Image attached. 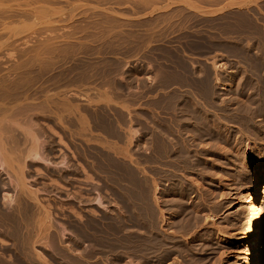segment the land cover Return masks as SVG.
Listing matches in <instances>:
<instances>
[{"label": "rangeland", "instance_id": "rangeland-1", "mask_svg": "<svg viewBox=\"0 0 264 264\" xmlns=\"http://www.w3.org/2000/svg\"><path fill=\"white\" fill-rule=\"evenodd\" d=\"M11 1L14 2L12 3ZM80 1L85 2L88 0H9L10 3L4 0L9 5L13 4L12 6L10 5V12L8 11L9 15L13 14V17L11 16V18L5 19L10 29L20 24L22 14H25V16L28 15V17L34 16V13L37 15L38 13L55 15L51 17V20L57 19L59 24L56 22L57 25L54 24L51 26L45 24V20H41L40 25L17 36L13 35L12 32H7L3 28L0 29L2 31L0 33V42H3L0 46L1 78H3V75L10 68L17 73L21 72L20 70L23 65L22 67L20 65L24 61L25 64L29 60L33 63L35 60L38 62L43 61L41 62L43 65H46L50 60L52 62L55 61L56 64L59 62V66L54 65V69L57 67L56 70H53L51 67V69L47 68V70L50 69L49 71L43 70L42 72L44 74L42 72H36L37 78H34L35 76L33 74H36L35 72L31 74L32 84H30V88L36 94H34L35 96L33 95L34 92L30 94L33 96V99L41 94L36 100L34 99L35 102L38 103L40 101L39 104H41V100L46 101L42 93H45L44 96L49 93V97H52L51 99L53 101L54 98L57 102L62 99L59 103V105H62L58 106L60 109L58 107L57 110L52 108V111L48 109L50 111L46 110L44 113L43 111L39 112L37 109H32L34 111L32 113L33 120L37 124L34 127L38 130L35 129V131L38 132L39 140L41 139L40 142L43 143L42 147L45 150L43 149L42 154L46 161L30 162L28 165L29 168L27 166L26 169L28 171L25 170L24 181L29 189L36 191L39 204H36L37 206L35 208L41 206L38 208V211L41 212H37L35 208L33 209L31 207L35 204L34 201L31 200L32 203H30V199L25 198L26 196L21 198L19 195L18 199H20H16V204L18 202L21 203L17 204L19 206L16 205V211H18V214L26 212L23 216L20 214L23 218L17 214L20 216L19 223V220H13L12 217H9L11 214L9 206L6 207V204H3L4 207L3 209L1 208L3 201L1 202L0 200V208L2 209L0 210V217L2 218H0V252L2 253H0V260H2L0 263L141 264V235L139 233V230L141 232V220L139 219L141 210L139 203H141L140 197L143 189H155L153 191L148 190L152 194H150V199L153 201L156 198L153 202L157 203L154 204L155 209L158 207L156 209V223L159 229L162 228L164 230L163 232L161 229L163 233H168L171 230L167 223L170 220L166 221L169 216L167 214L168 212L164 213L163 207L160 208L161 210L159 209L161 203L158 204L157 198L159 196L157 194H160L159 191L165 188L164 184L161 185L157 181L159 178L158 174L162 170H167V167L173 173H179L178 175L183 176L184 179L188 175L190 178L186 180L188 184H191L190 187L192 189L194 184L199 183L197 185L198 187L196 186L197 188L191 189L192 192L190 191L188 193L189 196L188 194L186 195L187 203L193 209H196L198 206L197 208L201 209L202 214L206 210L208 213L211 211L217 217L214 223L208 220L207 223L210 225L206 223L209 226L207 227L205 225L200 230L201 232H199L202 233L211 227L215 231L219 229L222 236L217 242V245L219 244L221 248L218 245L220 249H212L213 252L210 250L205 263H211L214 258L212 264H248L245 259L251 248L247 244V241L261 220V215L257 213L255 208H258L261 203L264 205V193L262 191L264 189V180L261 177L262 173L260 170L264 169V137H262L264 136V129L262 128L264 127V120L261 118L264 113L261 112L258 114L257 112L259 111H255L256 115L253 110L264 109V107H261L264 106V103H262L264 102V98H262L264 96V0H215L220 5L207 8L199 6L197 3H194L193 7L191 6L192 1L200 2L201 0H178L177 2L176 0H102L103 2H95L101 4V6L85 8L81 12L78 11L80 9L79 6H84V4L80 3ZM227 1H230L232 4L221 8ZM17 3H20L21 6L18 7L20 4L17 5ZM104 3L110 5L128 4V6L123 9L115 6L105 7ZM144 3L148 6L145 8V11L142 8ZM186 3L190 6H187ZM190 9H200L202 12L192 11ZM85 10H94L95 12L92 13L93 15L90 13L85 16H78V14L84 13ZM71 12L73 16L72 14L70 15ZM103 14L107 16H100ZM124 14H128V16H117ZM143 14L149 16H143ZM69 15L73 19L71 17L69 18L71 20L68 21ZM108 15L110 16L108 17ZM14 16L21 18L19 19ZM8 21L12 23H7ZM0 23L2 22L0 21ZM1 27H3V24L2 26L0 24ZM69 33L72 34L70 35ZM47 36L57 37L55 38L58 40V45L55 44L54 47L56 45L59 47L57 48L56 46L54 49L56 51L58 49L59 51L49 54L48 49L46 50V47H43L44 44L42 45L41 41H45V37ZM39 40L41 43H37ZM60 44H62L61 47ZM40 46L44 48L43 50H46L42 52L43 55H40L41 49L37 50ZM63 47L64 49L66 48V52L64 53L61 52L64 51ZM37 51L38 56L33 55ZM8 52L12 53L11 56ZM32 55L36 57L34 58ZM49 57L52 58L50 59ZM45 58H48V60H45ZM44 60L48 62H44ZM19 62L22 63L18 66L17 63ZM30 62L27 64H30ZM69 63L70 65L77 63L79 66H76L77 64L73 65V73L69 74L74 76L71 77L68 76L69 74H66V77H68L66 78L61 70L72 67L69 66ZM76 67H79V70ZM80 69H82V73ZM57 70L63 74L60 72V75H58L59 72ZM50 71L55 76V73H58V76H53ZM79 71L80 73H77ZM84 72L87 75L83 74ZM26 75L28 79L29 75ZM82 75L83 77H81ZM69 77L73 79L74 77L75 79L80 77L81 79H77L80 82L76 81L72 83L75 79L71 81ZM63 78L69 80V83L64 81L65 79ZM104 78L107 79L105 80ZM53 81L55 82L51 83ZM39 91H42V93ZM49 91L53 92V94L60 91V95L57 93L58 97L53 98L52 93L50 94ZM61 94H65V96ZM31 96L29 97L31 98ZM65 97L67 100L72 97L68 103H65L68 106L65 108L69 109H65L64 107V109H61L62 106H65L61 102H67V100H64L66 99ZM107 100L110 101L108 102ZM69 102L70 104L73 103L72 105L75 107H69ZM186 109L200 112L196 120L195 118L191 119V135L193 139L191 135L187 137V140L191 144L197 139V142H194L195 146L192 145L191 149L193 150L195 148L194 150L197 151L194 163L195 167L193 166L192 168L195 170L198 169V171L192 168L191 170L180 167L181 163L179 160L182 159L180 157L178 158L177 154L172 159V162L175 163L173 166L175 168H183L184 170H179V168L175 169L174 167L173 170L168 166L160 164L159 160L161 158H158V148L156 140L154 139L159 125L167 126L168 124H173L176 113ZM244 109L245 112L243 111ZM231 110L235 111L233 112ZM236 111L237 113H235ZM248 111H250L249 122H247L249 119L245 115L249 114ZM205 112L207 114L210 112L209 115H213V118H215L214 115L216 113L222 115V117L216 115L217 118L219 117L218 120L221 118L224 119L219 120L221 130L223 128L220 133L222 138H218L212 134L210 126L212 127L213 124L207 119ZM226 112H229V114ZM61 113L62 115H59ZM58 115L61 118H58ZM82 117L89 121L88 125L82 122L84 120ZM256 119H259L258 123ZM251 120H253V123ZM203 123H207L205 124L206 126ZM250 124H254L253 127ZM245 126L247 127V131L244 129ZM113 129L115 133L112 132ZM127 129L132 130V133H129ZM199 130L200 132L198 133ZM225 131L227 136L222 134ZM195 132L198 133L197 136ZM242 132H246V134ZM249 134L251 135L249 136ZM199 135H204V137ZM257 135L260 139L257 138ZM198 141L200 144L203 142L201 146ZM236 142L237 145L239 144L237 149L235 148ZM208 143L209 145L207 147L206 144ZM196 144L199 145L196 146ZM211 149L214 151H211ZM223 149L224 151L222 153L221 150ZM229 150L232 151L229 152ZM224 152L226 153L224 154ZM238 154H242V156L244 154V156L242 157ZM216 155H218L217 157L220 156L219 159L221 160L219 162L216 159ZM242 158L250 159L248 166L244 164ZM234 160L235 165L237 163V169L234 165ZM219 163H221V166H219ZM226 165L229 166L227 167ZM206 166L207 168H205ZM230 166H234L235 168H230ZM210 169L212 170L211 172ZM174 171H177V173ZM232 171H234L235 175H232ZM209 172L211 176L210 174H204ZM194 174L197 176L196 178ZM142 176H146L149 180H152L149 181ZM0 179L3 181L1 183L4 184V187L0 190V196L3 193L5 197H8L6 194H10L9 197L16 195L17 198L18 192H20L19 189H14L10 178L1 170ZM189 180L194 184L190 183ZM148 183L149 186L146 188L144 185ZM150 184L154 187H151ZM140 185L141 188L139 187ZM255 189L258 190V195L251 203L237 197L236 193L238 190H241L244 192L245 197L249 199L254 196L253 192ZM205 190L208 194H203ZM215 191L217 192L215 193ZM201 192L203 193L200 194ZM247 193L249 197L246 196ZM153 195L157 197L153 199ZM3 196L2 198H5ZM97 200L100 201V204ZM202 200L206 201L202 202ZM200 202L203 204L201 205ZM195 203H198L200 206ZM23 206L24 208H22ZM209 206H213V208ZM5 207L6 209L9 208L10 214L4 213L6 212ZM18 207L22 208L21 211ZM30 207L31 209H29ZM25 208L28 210L26 211ZM210 208L214 210L212 211ZM32 210L34 212L33 215ZM44 210L45 213L49 212L48 215L50 216L48 217L50 218H45L42 230L40 228V232L39 230L37 232L40 235L38 237L36 234L38 225H36L33 216H42L43 218ZM40 213L41 215H39ZM29 214L31 216L27 219ZM3 216H6L5 218L7 219L10 218V221L5 220ZM29 219L34 220L31 221L34 223H30ZM201 219L204 221L205 217L202 216ZM161 220L162 223L160 222ZM15 221L19 224L17 225ZM24 221L27 225H25ZM3 223L4 225H2ZM14 224H16L15 227ZM29 224L32 225L29 226ZM26 229L31 232V234L29 232L30 236H27L29 234H26L28 233ZM23 230H25V233H23ZM32 230L35 232H32ZM41 232L44 234H41ZM32 233L36 234L38 238H35L37 240L35 238L33 239L34 236ZM135 234L138 236H135ZM20 235H23V239ZM31 237L33 241L36 240L35 244H32ZM13 238L15 240L17 239V241ZM25 238L31 239V242ZM21 241H23L22 243L24 245ZM24 241L27 243H24ZM11 242L15 245H12ZM139 246L140 248H138ZM22 251L25 255L21 253ZM37 252L40 253L45 261L37 256ZM261 252L262 255L259 262L255 264H264V242L261 244ZM219 254L221 255L219 256ZM27 255L29 257L28 259ZM10 261L12 262L10 263Z\"/></svg>", "mask_w": 264, "mask_h": 264}, {"label": "bare ground", "instance_id": "bare-ground-1", "mask_svg": "<svg viewBox=\"0 0 264 264\" xmlns=\"http://www.w3.org/2000/svg\"><path fill=\"white\" fill-rule=\"evenodd\" d=\"M178 0H176V2H177ZM5 2H9V0H5ZM4 2V0H0V21L2 22V23H0L1 24V26H2V24H3V27H1L0 29H4V30H7V32L9 31L10 33L12 32V34L13 35H20V34H23L25 31H27V30H31L32 28H35V27H37V25H40L41 24V20H45L46 22H45V24H49V25H51V26H53L54 24H56L57 25V19H53V20H51V17H54L55 15H51V14H49V15H47L46 13V15H43V14H41V13H38V15L37 14H35L34 13V16H32V17H28V15H26L25 16V14H22V19H20L19 17H17V16H14V17H17V18H19L20 19V24L19 25H17L16 27L14 26V27H12L11 29H10V27H9V25L8 24H6V22H5V19H8V18H11V16L13 17V14L12 15H9V13H8V11L9 10H11V9H9V8H11V6L13 5H9V4H7V3H5ZM12 2V1H11ZM14 2V1H13ZM12 2V3H13ZM17 2V1H16ZM29 2V1H28ZM174 2V1H173ZM183 2V1H182ZM228 2V1H227ZM10 3V2H9ZM23 3V2H22ZM31 3V2H30ZM189 3V2H188ZM188 3H186V5L188 6L189 4ZM193 3V2H192ZM229 3V2H228ZM231 3V2H230ZM18 4H20V3H17V5ZM28 4V3H27ZM226 4V3H225ZM232 4V3H231ZM230 4V5H231ZM16 5V4H15ZM26 5V4H25ZM42 5V4H41ZM229 5V6H230ZM19 6H21V4L20 5H18V7ZM29 6V5H28ZM190 6V5H189ZM191 6H193V4H191ZM226 6H227V4H226ZM44 7V6H43ZM17 8V7H16ZM168 8V7H167ZM191 8V7H190ZM51 9V8H50ZM41 10V9H40ZM33 11V10H32ZM38 11H39V9H38ZM42 11H44V9H42ZM10 12V11H9ZM12 12V11H11ZM29 12V11H28ZM41 12V11H40ZM24 13V12H23ZM27 13V12H26ZM11 14V13H10ZM20 14H21V12H20ZM29 14H31V13H29ZM57 14V13H56ZM72 14V16H73V13L71 12L70 13V15ZM24 15V16H23ZM70 15H69V17H68V21L69 20H71V19H69V18H71L70 17ZM19 16H21V15H19ZM81 16V15H80ZM62 17H64V16H62ZM72 19H73V17H72ZM12 21V20H11ZM10 21V22H11ZM15 21V20H14ZM13 21V22H14ZM9 21L7 22V23H10ZM57 22V23H56ZM84 22V21H83ZM12 23V22H11ZM59 24V23H58ZM73 28V27H72ZM52 29H53V27H52ZM57 29V28H56ZM60 29V28H59ZM1 31V30H0ZM46 31V30H45ZM73 31V30H72ZM6 32V31H5ZM115 32V31H114ZM0 33H2V31L0 32ZM51 33V32H50ZM56 33V32H55ZM4 34V33H3ZM70 35L72 34V33H69ZM68 34V35H69ZM75 34V33H74ZM101 34V33H100ZM7 35V34H6ZM8 35H11V34H8ZM47 35V34H46ZM64 35V34H63ZM66 35V34H65ZM12 36V35H11ZM30 36V35H29ZM48 37V36H47ZM45 37L46 39H45V41H41L42 42V45H43V47L49 52V54H51L52 52H57V51H59L58 49H57V51L54 49V48H56V46L58 45V40L56 39L57 37L56 36H54V37ZM56 37V38H55ZM60 37V36H59ZM66 37V36H65ZM70 37V36H69ZM1 38V37H0ZM6 38V37H5ZM31 38V37H30ZM8 39H9V36H8ZM64 39V38H63ZM43 40V39H42ZM61 40V39H60ZM59 40V41H60ZM71 40V39H70ZM2 41V40H1ZM4 42H5V40H4ZM40 42V40H39V42L37 41V43H41ZM75 42V41H74ZM60 43V42H59ZM3 44V42H0V46ZM55 44H57L55 47H54V45ZM39 45V44H38ZM61 45L62 44H60V47H61ZM73 45V44H72ZM37 46V45H36ZM41 47V46H40ZM39 47V49H37V50H40V55H43V51H46V50H43L44 48H40ZM59 46H57V48H58ZM67 47V46H66ZM1 48V47H0ZM37 48V47H36ZM71 48V47H70ZM9 49V48H8ZM60 49V48H59ZM63 49H64V47H63ZM66 49V48H65ZM65 49H64V51H61V52H66L65 51ZM32 50V49H31ZM54 50V51H53ZM68 50V49H67ZM70 50V49H69ZM27 51V50H26ZM32 51H35V50H32ZM31 51V52H32ZM72 51V50H71ZM47 52V53H48ZM8 53H10V52H8ZM47 53H45V54H47ZM59 53V52H58ZM70 53V52H69ZM75 53V52H74ZM11 54L12 53H10V56H11ZM15 54V53H14ZM22 54V53H21ZM33 54V53H32ZM38 54V51H37V53L35 52L33 55H36V56H38L37 55ZM60 54V53H59ZM59 54H57L58 56H59ZM72 54V53H71ZM9 55V54H8ZM30 55H31V53H30ZM32 55V56H33ZM40 55H39V58H40ZM48 55V54H47ZM35 56V57H36ZM50 56V55H49ZM34 57V56H33ZM34 57V58H35ZM41 57H43V56H41ZM45 57H47V56H45ZM62 57V56H61ZM32 58V57H31ZM38 57H37V59H39ZM50 58V57H49ZM52 58V57H51ZM50 58V59H51ZM58 58V57H57ZM42 59V58H41ZM44 59V58H43ZM49 59V60H50ZM23 60V59H22ZM28 60V59H27ZM26 60V61H27ZM35 60V59H34ZM45 60H48V58L46 59L45 58ZM44 60V62H48V61H45ZM59 60V59H58ZM24 61V60H23ZM31 60H29L28 62H26V64H25V61H24V63H22V62H19V63H17L18 64V66H19V64H21L20 66L22 67V65H23V67L21 68V72H16L15 70H11V68L6 72V74H4L3 75V78H1V76H0V170L1 171H4V173H6L7 174V176H8V178H10V180H11V183L13 184V187H14V189H19V191L20 192H18L17 193V191H16V193L18 194L17 195V198H16V195L14 196V197H12L13 195H11V197H9V195L8 194H6L8 197H5V196H3V193H1L2 195L0 196L1 197V202H2V205L3 204H6L5 206L7 207V206H9V208H10V213H9V208H7L8 209V212H7V209H6V207L4 208L5 210H6V212H4V213H9L10 214V216L9 217H12V219L13 220H19V217L21 216L20 214H22V216L26 213H20V214H18V211H16L17 209V207H16V205L17 204H20L19 202L16 204V199H18V196L20 195V197L22 198V197H25V198H28V199H30V203H32V201H34V203L35 204H33L34 205V207H33V205L31 206L33 209L35 208V206H37L36 204H39V202H38V200H37V197H36V191H33V190H31V189H29L27 186H26V184H25V178H24V174H25V170L27 169V166L29 165V163L30 162H34V161H46L44 158H43V154H42V151H43V147H42V145H43V143L42 142H40V140H39V135H38V130L34 127L35 125H37V124H35L34 123V120H33V110L32 109H37V110H39V112H42L43 111V113L46 111V110H48V109H50L51 111H52V108H55L56 110L59 108L58 106H61L62 104H60L59 105V103H60V101H62V99L59 101V99H60V97H59V99H58V101L59 102H57V101H55V98L54 97H56L57 96V93H59L60 91H57V93H56V95L54 96V94H53V92H50V94L52 93V96H53V98H54V101H53V99H51L52 97H49L50 95H49V93L47 94V95H45L44 96V94L45 93H42V91L40 92V93H42V95H43V97H45L46 99V101L44 102V100L42 101L41 100V104H39L40 103V101L37 103V102H35L34 101V99L36 100L39 96H41V94L38 96V97H35L34 99L32 98L33 96H31V94L30 93H33L34 91L33 90H31V88H30V84H32V77H31V74L32 73H39V72H42L43 70L45 71V70H47V68H50L51 69V67L53 68V70H56V68L54 69V65H58L59 64V62H58V64H56L55 63V61L54 62H52L51 60V62L49 61L46 65H43V63H41V62H43V61H41V60H39V61H41V62H38L37 60H35V61H37V62H35L34 61V63L33 62H30ZM33 61V60H32ZM60 61V60H59ZM30 62V64H27V63H29ZM57 62V61H56ZM61 62V61H60ZM70 62V61H69ZM62 63H63V61H62ZM45 64V63H44ZM77 64V63H76ZM76 64H72V65H70V63H69V66H72V67H68V68H63L61 71L64 73V77H66V74H69V73H73V70H74V66L73 65H76ZM25 65V66H24ZM60 65V64H59ZM58 65V66H59ZM62 66H63V64H61ZM49 66V67H48ZM65 66V65H64ZM67 66V65H66ZM76 66H79L78 64L76 65ZM215 66V65H214ZM16 68V67H15ZM14 68V69H15ZM78 68V70H79V67H76V69ZM81 68V67H80ZM49 69V70H50ZM85 69H87V68H85ZM49 70H47V71H49ZM52 70V71H53ZM58 70H60V69H58ZM57 70V71H58ZM77 70V71H78ZM60 71V72H61ZM80 71H81V73H82V69H80ZM80 71L79 72H77V73H80ZM85 71V70H84ZM51 72V71H50ZM49 72V73H50ZM54 72V71H53ZM59 72V71H58ZM60 72H59V74L58 73H55L56 74V76H58V75H60ZM61 72V73H62ZM86 72V71H85ZM85 72L83 73V74H85ZM92 72V71H91ZM37 73L36 74H33L34 76V78H37L36 77V75H37ZM43 73V72H42ZM47 73V72H46ZM45 73V74H46ZM52 73V72H51ZM62 73V74H63ZM74 73H75V71H74ZM22 74H24V75H22ZM26 74H28L29 75V77H28V79L26 78ZM44 74V73H43ZM53 74V73H52ZM58 74V75H57ZM40 75H41V73H40ZM48 75V74H47ZM50 75V74H49ZM48 75V76H49ZM79 75V74H78ZM81 75V74H80ZM85 75H87V74H85ZM5 76V77H4ZM43 76V75H42ZM51 76V75H50ZM53 76H55L54 74H53ZM55 76V77H56ZM68 76H71V77H73L72 75H68ZM107 76V75H106ZM40 77V76H39ZM55 77H53V78H55ZM59 77H61V76H59ZM59 77H57V78H59ZM62 77H63V75H62ZM75 77H77V76H75ZM75 77H74V79H75ZM81 77H83V75L81 76ZM88 77V76H87ZM29 78H31V79H29ZM66 78H68V77H66ZM66 78H63V79H65L64 81H66V82H68L69 80H71L72 81V79L73 78H70L69 80H67ZM78 78H80V77H78ZM77 78V79H78ZM85 78H86V76H85ZM92 78V77H91ZM109 78V77H108ZM45 79V78H44ZM51 80H52V78H50ZM49 79V80H50ZM56 79V78H55ZM62 79V78H61ZM61 79H60V82H61ZM73 79V80H74ZM77 79H75L72 83H74V82H76L77 81ZM81 79V78H80ZM105 79V78H104ZM107 79V78H106ZM105 79V80H106ZM34 80V79H33ZM36 81V80H35ZM57 81V80H56ZM59 81V80H58ZM64 81H62V82H64ZM79 81V80H78ZM77 81V82H78ZM31 82V83H30ZM55 81H53V82H51V83H54ZM80 82V81H79ZM34 83V82H33ZM69 83V82H68ZM67 83V84H68ZM72 83H71V85H72ZM47 84V83H46ZM100 84V83H99ZM103 84V83H102ZM70 85V84H69ZM76 85V84H75ZM101 85V84H100ZM50 86V85H49ZM103 86V85H102ZM263 86V85H262ZM42 87V86H41ZM52 87V86H51ZM71 87V86H70ZM104 87V86H103ZM47 88V87H46ZM45 88V89H46ZM40 89V88H39ZM44 89V88H43ZM50 89H52V88H50ZM54 89V88H53ZM32 92H31V91ZM36 91V90H35ZM45 91V90H44ZM64 91V90H63ZM46 92V91H45ZM48 92V91H47ZM97 92V91H96ZM104 92H105V89H104ZM106 92H107V90H106ZM212 92H214V91H212ZM212 92H211V94H212ZM61 93H63V92H61ZM111 93V92H110ZM34 94H36V92H34L33 93V95ZM100 94V93H99ZM104 94V93H103ZM206 94V93H205ZM210 94V93H209ZM59 95H60V93H59ZM62 95V94H61ZM105 95V94H104ZM103 95V96H104ZM29 96H31V98L29 97ZM35 96V95H34ZM62 96H65V94H63ZM211 96V95H210ZM209 96V97H210ZM58 97V96H57ZM106 97V96H105ZM109 97V96H108ZM208 97V98H209ZM30 98V99H29ZM66 98V97H65ZM72 98V97H71ZM70 98V99H71ZM98 98V97H97ZM107 98V97H106ZM111 98V97H110ZM262 98H264V96L262 97ZM70 99H68L67 100V98L66 99H64L65 101L67 100V102H61V103H63V105H65V103H68V101L70 100ZM211 99H212V96H211ZM40 100V99H39ZM63 100V101H64ZM264 100V99H263ZM92 101V100H91ZM100 101V100H99ZM108 102L110 101V100H107ZM213 101H214V99H213ZM261 101V100H260ZM97 102V101H96ZM95 102V103H96ZM210 102V101H209ZM212 102V101H211ZM43 103V104H42ZM259 103V102H258ZM261 103V102H260ZM262 103H264V102H262ZM73 104V103H72ZM72 104H70V102H69V107L70 106H72V107H75V106H73ZM94 104V103H93ZM211 104V103H210ZM260 105V104H259ZM255 106H257V105H255ZM58 107V108H57ZM65 108V107H68L67 105H65V106H62L61 107V109L62 108ZM71 107V108H72ZM208 107H213V106H208ZM260 107V106H259ZM262 108L264 107V106H261ZM45 108H47V109H45ZM63 108V109H64ZM78 108V107H77ZM8 109V110H7ZM41 109V110H40ZM44 109V110H43ZM60 109V108H59ZM65 109H69V108H65ZM72 109H74V108H72ZM76 109V108H75ZM212 109V108H211ZM32 110V111H31ZM37 110H36V112H37ZM50 110H48V111H50ZM202 110V109H201ZM214 110V109H213ZM216 110V109H215ZM254 110V113H255V111H259V112H257L258 114L259 113H261V112H263L264 113V109H253ZM253 110H252V112H253ZM58 111H61V110H58ZM206 111V110H205ZM208 111V110H207ZM231 111H233V110H231ZM230 111V112H231ZM235 111V110H234ZM233 111V112H234ZM239 111H241V110H239ZM238 111V112H239ZM244 112H245V109L243 110ZM251 111V110H250ZM250 111H248V113L249 114H245L246 115V118H250L249 116H250ZM35 112V113H36ZM177 112V111H176ZM175 112V113H176ZM242 112V111H241ZM241 112H239V113H241ZM198 113H200V112H195V111H193V110H190V109H186V110H181V111H179L178 113H176V115H175V120L173 119V124L171 123V125H167V126H161V125H159L158 127H157V130H156V135H155V140H156V144H157V148H158V158L160 159L159 161H160V164H162L163 166L165 165V166H168V167H170L171 169H173V165H175V163H173L172 162V159H173V157L174 156H176V154H177V157L179 158H181L182 160H179V162L181 163V165H180V167H183V168H188V169H191L193 166H194V163H195V156L197 155V151H195L194 149L195 148H193V150L195 151H193L192 149H191V147H192V145H194L195 146V143L197 142L196 140H194V142H192V144L191 143H189V141L187 140V137L188 136H190L191 135V133H192V128H191V119H193V118H195V120H196V117L197 116H199V114ZM227 113V112H226ZM235 113H237V111L235 112ZM235 113H233V114H235ZM262 113V114H263ZM65 114V113H64ZM205 114H206V116H207V119L208 120H210V122L213 124L212 125V127L210 126V130H211V132H212V134H214L216 137H218V138H222L221 137V132H222V130H223V128H222V130H221V128H220V125H219V120H221V119H219L218 120V118L216 117V115H219V114H215L214 115V117L215 118H213V115H209L210 114V112H209V114H207V112H205ZM227 114H229V112L227 113ZM226 114V115H227ZM232 114V115H233ZM252 114V113H251ZM256 114V113H255ZM59 115H62V113L61 114H59ZM58 115V118L60 117ZM109 115V114H108ZM225 115V116H226ZM241 115V114H240ZM253 115V114H252ZM251 115V116H252ZM257 115V114H256ZM219 116H221L222 117V115H219ZM174 117V116H173ZM241 117H243V116H241ZM256 117V116H255ZM54 119H55V117H53ZM61 118V117H60ZM83 118V117H82ZM82 118H80V119H82ZM105 118V117H104ZM200 118V117H199ZM198 118V119H199ZM236 118V117H235ZM260 118V117H259ZM262 120H264V114L262 115ZM48 119V118H47ZM77 119V118H76ZM84 119V120H83ZM81 121L84 123V124H86V125H88V122L89 121H87L85 118H83ZM117 119V118H116ZM206 119V120H207ZM241 119V118H240ZM222 120H224V119H222ZM239 120V119H238ZM257 121V123H258V120L259 119H256ZM262 120H260V121H262ZM56 121V120H55ZM67 121V120H66ZM80 121V122H81ZM109 121H110V119H109ZM193 121V120H192ZM226 121H227V119H226ZM247 121V120H246ZM250 121V119L247 121V122H249ZM253 120H251V122H252ZM259 121V122H260ZM79 122V121H78ZM97 122V121H96ZM113 122V121H112ZM196 122V121H195ZM202 122H203V120H202ZM244 122V121H243ZM255 122V121H254ZM255 122V123H256ZM63 123V122H62ZM69 123V122H68ZM71 123V122H70ZM111 123V122H110ZM161 123H162V121H161ZM166 123H169V122H166ZM208 124H209V122H207ZM207 123H205V124H207ZM242 123V122H241ZM253 123V122H252ZM254 123V124H255ZM82 124V123H81ZM112 124V123H111ZM117 124V123H116ZM116 124H114V125H116ZM159 124V123H158ZM165 124V123H164ZM163 124V125H164ZM194 124V123H193ZM197 124V123H196ZM204 124V123H203ZM204 124V126H206ZM245 124V123H244ZM247 124V123H246ZM254 124H250L252 127H253V125ZM260 124V123H259ZM262 124V123H261ZM68 125V124H67ZM85 125V126H86ZM166 125V124H165ZM226 125V124H225ZM241 125H243V124H241ZM249 125V126H250ZM264 125V124H263ZM81 126H83V125H81ZM107 126V125H106ZM112 126V125H111ZM111 126H110V128H111ZM118 126V125H117ZM194 126V125H193ZM192 126V127H193ZM197 126V125H196ZM202 126V125H201ZM247 126H248V124H247ZM261 126V125H260ZM87 127V126H86ZM155 127V128H156ZM195 127V126H194ZM246 127V126H245ZM244 127V129L247 131V127L245 128ZM256 127V126H255ZM38 128V127H37ZM82 128V127H81ZM89 128V127H88ZM108 128V127H107ZM112 128H113V126H112ZM114 128H115V126H114ZM128 128H130V127H128ZM155 128H154V131H155ZM226 128V127H225ZM228 128V127H227ZM241 128V127H240ZM239 128V129H240ZM249 128V127H248ZM257 128V127H256ZM263 129H264V127H262ZM35 129L37 130V131H35ZM39 129V128H38ZM51 129V128H50ZM54 129V128H53ZM87 129V128H86ZM199 129V128H198ZM85 130V129H84ZM88 130H90V129H88ZM109 130H111V129H109ZM108 130V131H109ZM114 130V129H113ZM112 130V132H114L115 133V130L113 131ZM128 130V129H127ZM209 130V131H210ZM225 130V129H224ZM258 130V129H257ZM256 130V131H257ZM54 131V130H53ZM120 131V130H119ZM132 131V130H131ZM130 131V129L128 130V132L129 133H132ZM197 131V130H196ZM205 131V130H204ZM208 131V130H207ZM243 131V130H242ZM249 131V130H248ZM252 131V130H251ZM255 131V132H256ZM79 132V131H78ZM111 132V131H110ZM200 132V130L198 131V133ZM203 132V131H202ZM201 132V133H202ZM229 132V131H228ZM233 132V131H232ZM231 132V133H232ZM254 132V133H255ZM260 132V131H259ZM88 133V132H87ZM119 133V132H118ZM128 133V134H129ZM133 133H134V131H133ZM195 133H197V132H195ZM198 133L197 134H195L196 136L198 135ZM209 133V132H208ZM243 133V132H242ZM245 134H246V132H244ZM243 133V134H244ZM251 133V132H250ZM253 133V134H254ZM127 134V135H128ZM222 134H225V136H227V133H226V131H225V133L223 132ZM248 134V133H247ZM132 135V134H131ZM207 135V134H206ZM208 135H210V134H208ZM232 135V134H231ZM251 134H249V136H250ZM256 135V134H255ZM106 136V135H105ZM123 136H125V135H123ZM130 136V135H129ZM199 136H202V135H199ZM211 136V135H210ZM236 136V135H235ZM253 136V135H252ZM252 136H251V138H252ZM258 136V135H257ZM256 136V137H257ZM130 137H132V136H130ZM129 137V138H130ZM202 137H204V135L202 136ZM213 137V136H212ZM215 137V138H216ZM224 137V136H223ZM229 137V136H228ZM241 137V136H240ZM262 137H264V136H262ZM103 138V137H102ZM105 138V137H104ZM126 138V137H125ZM191 138H192V135H191ZM211 138V137H210ZM214 138V137H213ZM254 139H255V137H253ZM257 138H259L260 139V137L258 136ZM256 138V139H257ZM121 139V138H120ZM193 139V138H192ZM202 139H204V138H202ZM202 139H200V140H202ZM232 139V138H231ZM106 140V139H105ZM118 140V139H117ZM127 140H129V139H127ZM126 140V141H127ZM191 140V139H190ZM198 140H199V138H198ZM215 140H217V139H215ZM224 140V139H223ZM261 140H262V138H261ZM130 141V140H129ZM193 141V140H192ZM226 141V140H225ZM257 141H258V139H257ZM45 142V141H44ZM105 142V141H104ZM116 142V141H115ZM122 142V141H121ZM212 142V141H211ZM210 142V143H211ZM217 142V141H216ZM221 142V141H220ZM231 142V141H230ZM229 142V143H230ZM238 142H240L241 143V141L240 140H238ZM243 142V141H242ZM256 142V141H255ZM96 143V142H95ZM102 143V142H101ZM120 143V142H119ZM126 143V142H125ZM155 143V142H154ZM198 143H199V141H198ZM203 143V142H202ZM202 143L200 144V146L202 145ZM217 143H219V142H217ZM216 143V144H217ZM228 143V144H229ZM261 143H263L262 141H261ZM127 144H129V143H127ZM199 144H196V146H198ZM212 144H213V142H212ZM224 144V143H223ZM227 144V143H226ZM234 144V143H233ZM125 145V144H124ZM207 145V147H208V145H209V143L208 144H206ZM218 145V144H217ZM251 145V144H250ZM260 145V144H259ZM127 146V145H126ZM199 146V147H200ZM205 146V145H204ZM247 146V145H246ZM45 147V146H44ZM125 147V146H124ZM239 147V144L237 145V142H236V149ZM264 147V146H263ZM205 148V147H204ZM224 148V147H223ZM231 148V147H230ZM248 148V147H247ZM198 149V148H197ZM243 149V148H242ZM45 150V149H44ZM124 150V149H123ZM199 150V149H198ZM213 149H211V151H212ZM218 150V149H217ZM225 150H227V149H225ZM233 151H234V149H232ZM232 150H229V152L230 151H232ZM264 150V149H263ZM262 150V151H263ZM210 151V152H211ZM214 151V150H213ZM220 151V150H219ZM222 151V153H223V151H224V149L223 150H221ZM228 151V150H227ZM226 151V152H227ZM237 151V150H236ZM45 152V151H44ZM43 152V153H44ZM226 152H224V154L226 153ZM206 153V152H205ZM238 153H240V152H238ZM243 153V152H242ZM200 154V153H199ZM202 154V153H201ZM210 154V153H209ZM215 154V153H214ZM230 154H232V153H230ZM114 155V154H113ZM219 155V154H218ZM218 155H216V159H218V162H219V160H221V159H219V157H217ZM227 155V154H226ZM236 155V154H235ZM238 155H241L242 156V154H238ZM202 156V155H201ZM215 156V155H214ZM229 156V155H228ZM227 156V157H228ZM232 156V155H231ZM241 156H239V157H241ZM243 156H244V154H243ZM242 156V157H243ZM199 157H200V155H199ZM230 157V156H229ZM204 158V157H203ZM206 158V157H205ZM211 158V157H210ZM201 159V158H200ZM199 159V160H200ZM213 159V158H212ZM229 159V158H228ZM227 159V160H228ZM232 159V158H231ZM158 160V159H157ZM166 160V161H165ZM198 160V159H197ZM204 160V159H203ZM242 160H244L243 162H244V164H246L247 166L249 165V161H250V159L249 158H242ZM217 161V160H216ZM233 161V160H232ZM253 161V160H252ZM205 162V161H204ZM215 162V161H214ZM223 162V161H222ZM228 162V161H227ZM240 162H241V160H240ZM242 162V163H243ZM203 163V162H202ZM201 163V164H202ZM207 163V162H206ZM211 163V162H210ZM224 163H226V162H224ZM32 164V163H31ZM159 164V163H158ZM159 164V165H160ZM199 164V163H198ZM221 163H219V166H221L220 165ZM232 164V163H231ZM161 165V166H162ZM196 165V164H195ZM213 165V164H212ZM211 165V166H212ZM229 165H230V163H229ZM228 165V166H229ZM234 165H235V160H234ZM236 165H237V163H236ZM236 165H235V167H236ZM178 166V165H177ZM208 166V165H207ZM207 166L205 167V168H207ZM216 166V165H215ZM227 166V165H226ZM227 166V167H228ZM157 167H158V165H157ZM160 167V166H159ZM195 167V166H194ZM197 167H198V165H197ZM200 167V166H199ZM204 167V166H203ZM209 167V166H208ZM225 167V166H224ZM234 167V166H233ZM233 167H231L230 166V168H233ZM234 167V168H235ZM244 167V166H243ZM28 168H29V166H28ZM161 168V167H160ZM175 168V167H174ZM177 168H179V167H176L175 169H177ZM182 168V169H183ZM201 168V167H200ZM219 168V167H218ZM239 168V167H238ZM245 168V167H244ZM38 169V168H37ZM163 169H165V168H163ZM166 169L167 170H162L160 173L159 172H157V173H159L158 175H159V178L157 179V181H159V183H161V185L162 184H164V186H165V188L161 191H159L160 192V194L158 193L157 194V196H154L153 195V199L155 198V197H157L158 198V204H160V207H159V209L161 208V207H163V212L164 213H166V212H168L167 214L169 215L168 216V218H167V216H165L166 218H167V220L166 221H169L170 220V222H167L168 223V226L171 228V230L168 232V233H163L164 232V230H163V232H162V230L161 229H159V227H158V225H157V223H156V220H157V218H156V209L158 208H156L155 209V206H154V204H157L156 202L155 203H153L154 201H155V199L152 201L151 199H150V192H149V190L148 189H150V188H147V186H149V183L146 185H144V186H146V188L147 189H143V191L142 190H140V191H142L141 192V197H140V199H141V203H139L140 204V220H141V223H140V225H141V232H140V230H139V233H140V235H141V240H140V243H141V248H140V246L138 247V248H140L141 249V259H140V261H141V264H206L205 262H206V260H207V258H208V254L210 253L209 251L210 250H217V248L218 249H220L221 247H220V245H219V247H218V245H217V242H218V239H220L222 236H221V232L219 231V229L218 230H214V229H212L211 227V229L210 228H208V229H206L204 232H202V233H199V232H201L200 230H202V228L206 225V223H207V221L208 220H210L212 223H214L215 222V219L217 218L214 214H212L211 213V211H210V213H208V212H206V210H205V213L204 214H202L201 213V209L200 208H197L196 206H194V207H196V209H193L188 203H187V201H186V198L185 197H187L186 195L188 194V193H190V191H191V187H190V185L191 184H188V182H187V178L189 179L190 177L188 176H186L185 178L186 179H184V177L183 176H181V175H178V174H175V173H173L172 171H170L167 167H166ZM181 168H179V170H180ZM181 169V170H182ZM193 169V168H192ZM191 169V170H192ZM203 169V168H202ZM236 169H237V167H236ZM240 169V168H239ZM9 170V171H8ZM39 170V169H38ZM157 170V169H156ZM174 170V169H173ZM184 170V169H183ZM186 170V169H185ZM193 170H195V169H193ZM201 170V169H200ZM206 170V169H205ZM223 170V169H222ZM225 170V169H224ZM230 170V169H229ZM232 170V169H231ZM244 170V169H243ZM248 170V169H247ZM261 170V173H262V178H263V180H264V169H260ZM259 170V171H260ZM26 171H28V170H26ZM160 171V170H159ZM195 171H198V169H196ZM203 171V170H202ZM212 170L210 169V172H211ZM214 171V170H213ZM221 171V170H220ZM246 171V170H245ZM174 172H176L177 173V171H174ZM178 172H181V171H178ZM193 172V171H192ZM200 172V171H199ZM207 172V171H206ZM204 173V174H210V176H211V173ZM215 172H217V171H215ZM233 173H234V171H232ZM186 173H188L187 171H186ZM185 173V174H186ZM201 173V172H200ZM200 173H199V175H200ZM214 173V172H213ZM229 173H230V171H229ZM232 173V175H235V173L233 174ZM245 173V172H244ZM184 174V173H183ZM197 174V173H196ZM202 174H203V172H202ZM190 175H193V174H190ZM195 175V174H194ZM198 175V176H199ZM216 175V174H215ZM231 175V174H230ZM154 176H155V174H154ZM153 176V177H154ZM203 176V175H202ZM142 177H145V178H147L146 176H142ZM195 178L197 177L196 175L194 176ZM201 177V176H200ZM192 178V177H191ZM202 178V177H201ZM244 178V177H243ZM140 179H142V178H140ZM246 179V178H245ZM247 179H248V176H247ZM147 180H149L148 178H147ZM152 180V179H151ZM151 180H149V181H151ZM1 181H2V179H0V190L4 187V184H2L3 183V181H2V183H1ZM143 181V180H142ZM146 181V180H145ZM144 181V182H145ZM156 181V180H155ZM154 181V182H155ZM190 181V183H193V182H191V180H189ZM203 181V180H202ZM201 181V182H202ZM206 181V180H205ZM141 182V181H140ZM140 182H139V184H140ZM210 182H211V180H210ZM152 183H153V181H152ZM151 183V184H152ZM142 184V183H141ZM144 184V183H143ZM151 184H150V186H151ZM157 184V183H156ZM194 184V183H193ZM6 185V184H5ZM160 185V184H159ZM197 185H199V183L198 184H194V187H193V189L197 186ZM223 185V184H222ZM264 185V184H263ZM143 186V185H142ZM157 186H158V184H157ZM229 186V185H228ZM140 188H141V185L139 186ZM151 187H154L153 185L151 186ZM155 187H156V185H155ZM198 187V186H197ZM196 187V188H197ZM263 187V186H262ZM158 188V187H157ZM200 188V187H199ZM198 188V189H199ZM217 188H218V186H217ZM229 188V187H228ZM257 188V187H256ZM4 189H6V188H4ZM13 189V188H12ZM13 189V190H14ZM162 189V188H161ZM192 189V190H193ZM216 189V188H215ZM139 190V189H138ZM153 190H155V189H153ZM152 189H150V191H153ZM157 191V190H156ZM200 191V190H199ZM208 191V190H207ZM210 191V190H209ZM263 191V193H264V189L262 190ZM139 192V191H138ZM192 192V191H191ZM217 191H215V193H216ZM9 193V192H8ZM196 193V192H195ZM203 192H201L200 194H202ZM214 193V194H215ZM244 192H242L241 190H238V192L236 193L237 194V197L238 198H241L242 200H245V201H247V202H252V201H254V199H256V196L258 195V190H254V196H252V197H250L249 199H247L246 197H245V195L243 194ZM259 193H260V190H259ZM130 194V193H129ZM138 194V193H137ZM154 194V193H153ZM193 194V193H192ZM203 194H208V193H206V190H205V193H203ZM211 194H212V192H211ZM213 194V195H214ZM152 195V194H151ZM156 195V194H155ZM199 195V194H198ZM197 195V196H198ZM2 196L3 197H5V198H2ZM188 196H189V194H188ZM205 196V195H204ZM207 196H209V195H207ZM211 196V195H210ZM246 196H248V193H247V195ZM133 197V196H132ZM137 197H138V195H137ZM195 197H196V195H195ZM202 197V196H201ZM200 197V198H201ZM249 197V196H248ZM198 198V197H197ZM203 198V197H202ZM201 198V199H202ZM261 198V197H260ZM20 199V198H19ZM18 199V200H19ZM27 199V200H28ZM134 199H136V198H134ZM140 199H137V200H140ZM190 198L188 197V200H189ZM192 199V198H191ZM208 199H209V197H208ZM32 200V201H31ZM136 200V201H137ZM160 200V201H159ZM194 200V199H193ZM207 200V199H206ZM206 200H202V202L203 201H206ZM217 200V199H216ZM259 200V199H258ZM22 201V200H21ZM131 201V200H130ZM190 201V200H189ZM188 201V202H189ZM195 201V200H194ZM198 201H199V199H198ZM197 201V202H198ZM208 201V200H207ZM210 201V200H209ZM261 201H263L262 199H261ZM23 202V201H22ZM29 202V201H28ZM27 202V203H28ZM97 202L100 204V201L99 200H97ZM257 202H259V201H257ZM25 203V202H24ZM133 203V202H132ZM135 203V202H134ZM190 203V202H189ZM201 203V202H200ZM207 203V202H206ZM261 203V202H260ZM131 204V203H130ZM193 204V203H192ZM195 204H198V203H195ZM203 203H201V205H202ZM219 204V203H218ZM263 203H261L260 205H259V207L258 208H255V210L257 211V213H259V215H261V220H260V222H259V224H258V226L252 231V233L250 234V236H249V239H248V241H247V244L250 246V248H251V250H250V252H249V254H248V256H247V258L245 259V261H247L246 263H248V264H255V263H257V262H259V259H260V257H261V255H262V252H261V244L264 242V217H263V212H264V205H262ZM1 205V208L3 209V207H4V205L2 206ZM199 205V204H198ZM212 205V204H211ZM17 206H19V205H17ZM22 206V205H21ZM25 206V205H24ZM24 206L22 207V208H24ZM28 206H29V204H28ZM28 206H26V207H28ZM138 206V205H137ZM157 206V205H156ZM200 206V205H199ZM206 206V205H205ZM221 206V205H220ZM31 207L29 208V209H31ZM39 207H41V206H38V208ZM49 207V206H48ZM139 207V206H138ZM208 207V206H207ZM209 207H212L213 208V206H209ZM216 207H218V206H216ZM0 208V210H2ZM19 209H20V211H21V209L22 208H20V207H18ZM38 208H35L36 210H37V212H41V211H38ZM47 208V207H46ZM202 208H203V206H202ZM212 208H210L212 211L214 210V209H212ZM214 208H215V206H214ZM253 208V207H252ZM43 209V208H42ZM134 209V208H133ZM158 209V210H159ZM205 209V208H204ZM208 209V208H207ZM219 209V208H218ZM24 210V209H23ZM25 210L27 211L28 209L27 208H25ZM36 210H34V211H36ZM40 210V209H39ZM161 210V209H160ZM209 210V209H208ZM207 210V211H208ZM216 210V209H215ZM19 211V212H20ZM30 212H31V210H29ZM138 211V210H137ZM255 211V212H256ZM1 212V211H0ZM22 212H24V211H22ZM160 212H162V211H160ZM217 212H219V211H217ZM3 213V212H2ZM33 210H32V215H33ZM47 213V214H46ZM45 213V210H44V215H43V218H42V216L41 217H39V216H36V217H34L33 216V219L35 220V223H36V225H38V227L36 228L37 229V231H36V234H37V236L39 237L40 235L37 233L38 232V230H39V232H40V228H41V230H42V226H43V224L45 223L44 222V220H45V218H47L48 216H50V215H48V213L49 212H46ZM216 213V212H215ZM257 213H255V214H257ZM1 214V213H0ZM8 214V215H9ZM20 215V216H18V215ZM139 214V213H138ZM162 214V213H161ZM202 214V215H201ZM3 215V214H2ZM5 215V214H4ZM8 215H7V217H8ZM28 215V214H27ZM39 215H41V213L39 214ZM159 215V214H158ZM165 215V214H164ZM1 216V215H0ZM17 216H18V219H17ZM21 216V218H23ZM30 214H29V216L27 217V219L28 218H30ZM161 216H163V215H161ZM202 216H204L205 217V219H204V221L201 219V217ZM6 216H3V218H5ZM158 217V216H157ZM1 218V217H0ZM50 217H48L47 219H49ZM165 218V219H166ZM2 219V218H1ZM7 218H5V220H6ZM10 218H8L7 220L8 221H10L9 220ZM11 219V220H12ZM25 219V218H24ZM4 220V219H3ZM5 220H4V223H5ZM23 220V219H22ZM22 220H21V223H22ZM30 220V219H29ZM34 220H30V223H34V222H31V221H34ZM164 220V219H163ZM8 221H7V223H8ZM27 221V220H26ZM37 221V222H36ZM217 221V220H216ZM2 222V221H1ZM16 222V224H17V221H15ZM19 223H20V220L18 221ZM47 222V221H46ZM124 222V221H123ZM159 222V221H158ZM161 223H162V220L160 221ZM4 223L2 224V225H4ZM12 223V222H11ZM18 223V224H19ZM24 223H25V225H27L26 224V222L24 221ZM27 223H29V222H27ZM164 223V222H163ZM1 224V223H0ZM16 224H14V227H15V225ZM17 224V225H18ZM207 224H209V223H207ZM6 226H7V224H5ZM30 225H32V224H29V226ZM34 225V224H33ZM210 225V224H209ZM208 225V226H209ZM216 225V224H215ZM21 226V225H20ZM45 226V225H44ZM114 226V225H113ZM207 226V225H206ZM207 226V227H208ZM211 226H213V225H211ZM2 228H3V226H1ZM10 227V226H9ZM46 227V226H45ZM140 227V226H139ZM165 227V226H164ZM214 227V226H213ZM221 227V226H220ZM5 228V227H4ZM8 228V227H7ZM17 228V227H16ZM22 228V227H21ZM26 228V227H25ZM30 228V227H29ZM28 228V229H29ZM33 228V227H32ZM136 228V227H135ZM206 228V227H205ZM1 229V228H0ZM19 229V228H18ZM17 229V230H18ZM23 229H24V227H23ZM44 229H47V228H44ZM217 229V228H216ZM220 229H222V228H220ZM14 230V229H13ZM16 230V229H15ZM27 230V229H26ZM129 230V229H128ZM138 230V229H137ZM136 230V231H137ZM1 231V230H0ZM3 231V230H2ZM5 231V230H4ZM20 231H21V229H20ZM28 231V233H26V234H29V230H27ZM35 231H33L32 230V232H35ZM132 231V230H131ZM166 231V230H165ZM9 233V232H8ZM17 233H19L18 231H17ZM21 233V232H20ZM23 233H25V230H23ZM22 233V234H23ZM43 232H41V234H42ZM44 233L46 234V232L44 231ZM43 233V234H44ZM61 233V232H60ZM139 233L137 232V234L139 235ZM30 234H31V232H30ZM30 234L29 235H27V236H30ZM33 234V233H32ZM35 234V233H34ZM33 234V239L36 237V234L34 235ZM56 234V233H55ZM63 234V233H62ZM137 234H135V236L137 235ZM1 235V234H0ZM9 235V234H8ZM14 235V234H13ZM17 235V234H16ZM24 235V234H23ZM23 235H20V236H22V239H23ZM49 235H50V233H49ZM131 235V234H130ZM137 235V236H138ZM10 236V235H9ZM19 236V237H20ZM32 236V235H31ZM132 236V235H131ZM38 237H36V238H38ZM43 237H45V236H43ZM127 237V236H126ZM133 237V236H132ZM140 237V236H139ZM3 238V237H2ZM17 238V237H16ZM21 238V237H20ZM30 238V237H29ZM35 238V239H36ZM131 238V237H130ZM183 238H185V239H183ZM14 239V238H13ZM26 239V238H25ZM31 239H32V237H31ZM31 239L29 240V239H26V240H28V241H30L31 242ZM33 239H32V241H33ZM135 239V238H134ZM15 240V239H14ZM13 240V241H14ZM37 240V239H36ZM36 240H34L33 241V243L32 244H35V242H36ZM129 240V239H128ZM136 240H138V239H136ZM135 240V241H136ZM15 241H17V239L15 240ZM19 241V240H18ZM38 241H39V239H38ZM132 241V240H131ZM142 241V242H141ZM220 241V240H219ZM1 242H2V239H1ZM20 242V241H19ZM23 241H21V243H22ZM129 242H130V240H129ZM137 242V241H136ZM3 243H5V242H3ZM24 243H27V242H25L24 241ZM11 244H12V242H11ZM23 244V243H22ZM28 244H30V243H28ZM139 244V243H138ZM12 245H15V244H12ZM24 245V244H23ZM26 245V244H25ZM29 246V245H28ZM31 246V245H30ZM44 246H45V244H44ZM138 246V245H137ZM6 248V247H5ZM28 249H29V247H27ZM132 249V248H131ZM139 249V250H140ZM224 249V248H223ZM14 250V249H13ZM50 250V249H49ZM139 250H138V253H139ZM213 250H212V252H213ZM7 251V250H6ZM15 251V250H14ZM21 251V250H20ZM19 251V252H20ZM26 251V250H25ZM131 251V250H130ZM219 251V250H218ZM5 252V251H4ZM33 252V251H32ZM58 252V251H57ZM56 252V253H57ZM128 252V251H127ZM212 252H211V254H212ZM219 252H221V251H219ZM218 252V253H219ZM1 253V252H0ZM8 253V252H7ZM9 253H11V252H9ZM16 253V252H15ZM21 253H23V251L21 252ZM29 253V252H28ZM136 253V252H135ZM2 254V253H1ZM6 254V253H5ZM24 255H25V253H23ZM33 254V253H32ZM211 254H210V256H211ZM9 255V254H8ZM11 255V254H10ZM30 255V254H29ZM216 255V254H215ZM221 254H219V256H220ZM3 256V255H2ZM1 256V257H2ZM14 256V255H13ZM23 256V255H22ZM22 256H21V258H22ZM37 256L39 257V258H41V259H43V257H41V255H40V253H38L37 252ZM37 256H36V258H37ZM218 256V257H219ZM245 256V255H244ZM7 257V256H6ZM217 257V256H216ZM215 257V258H216ZM8 258V257H7ZM15 258V257H14ZM16 258H17V256H16ZM24 258V257H23ZM29 257H28V255H27V259H28ZM82 258V257H81ZM139 258H140V256H139ZM2 259V258H1ZM138 259V258H137ZM212 259V258H211ZM6 260V259H5ZM10 260V259H9ZM18 260H20V259H18ZM17 260V261H18ZM25 260V259H24ZM31 260V259H30ZM213 261H214V258L212 259ZM217 260V259H216ZM218 260H219V258H218ZM0 261H2V260H0ZM22 261V260H21ZM34 261V260H33ZM35 261H37V260H35ZM43 261H45L44 259H43ZM138 261H139V259H138ZM139 261V262H140ZM213 261H211V263H209V264H212L213 263ZM4 262V261H3ZM12 261H10V263H11ZM208 262H210V260H208ZM2 263V262H1ZM0 263V264H1ZM15 263H16V261H15ZM23 263H25V262H23ZM217 263H218V261H217ZM219 263H220V261H219ZM244 263V262H243ZM5 264V263H4ZM12 264V263H11ZM20 264H22V263H20ZM137 264V263H136ZM139 264V263H138Z\"/></svg>", "mask_w": 264, "mask_h": 264}, {"label": "flooded vegetation", "instance_id": "flooded-vegetation-1", "mask_svg": "<svg viewBox=\"0 0 264 264\" xmlns=\"http://www.w3.org/2000/svg\"><path fill=\"white\" fill-rule=\"evenodd\" d=\"M95 2H103L102 0H88V1H85V2H83V1H80V3H83L84 4V6L82 5V6H79L80 7V9H78V11H82V9H85V8H93L94 6H101V4H97V3H95ZM105 2V1H104ZM104 6L105 7H107V6H115V7H118V8H126L127 6H128V4H123V5H110V4H107V3H104ZM93 12H95L94 10H85L84 11V13H80V14H78V16H85V15H87V14H92ZM93 15V14H92ZM80 16V17H81ZM100 16H107V15H100ZM110 15H108V17H109ZM118 17H125V16H128V14H124V15H117ZM1 230V229H0Z\"/></svg>", "mask_w": 264, "mask_h": 264}, {"label": "crops", "instance_id": "crops-1", "mask_svg": "<svg viewBox=\"0 0 264 264\" xmlns=\"http://www.w3.org/2000/svg\"><path fill=\"white\" fill-rule=\"evenodd\" d=\"M192 2H193V1H192ZM228 2H229V3H228ZM228 2H226L227 6H229V5L231 4L230 1H228ZM194 3H195V4L197 3L199 6H202V7H205V8H207V7H211V6L215 7V6L220 5V4H218L217 2H215V0H201L200 2H199V1H198V2H193V3H192L193 6H194ZM226 4H224L221 8L225 7ZM193 6H192V7H193ZM146 7H148V6L146 5V3H144V4L142 5L143 11L146 10V9H145ZM190 10H192V11L202 12V10H200V9H190ZM143 16H149V15H145V14H143Z\"/></svg>", "mask_w": 264, "mask_h": 264}]
</instances>
